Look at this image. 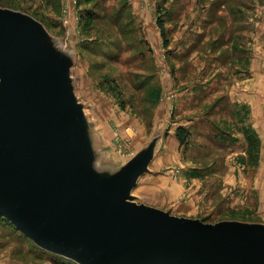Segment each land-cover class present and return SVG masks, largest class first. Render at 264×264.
<instances>
[{
	"label": "rangeland",
	"instance_id": "1",
	"mask_svg": "<svg viewBox=\"0 0 264 264\" xmlns=\"http://www.w3.org/2000/svg\"><path fill=\"white\" fill-rule=\"evenodd\" d=\"M0 17V81L16 52L24 81L51 97L46 108L71 112L70 136L95 178L143 169L132 201L264 247V0H0ZM20 209L80 244L110 227ZM0 215V264L80 263ZM103 236L97 246L116 247ZM148 248L135 264H175L176 254L191 264Z\"/></svg>",
	"mask_w": 264,
	"mask_h": 264
},
{
	"label": "water",
	"instance_id": "2",
	"mask_svg": "<svg viewBox=\"0 0 264 264\" xmlns=\"http://www.w3.org/2000/svg\"><path fill=\"white\" fill-rule=\"evenodd\" d=\"M2 20L0 36L6 33ZM21 36L12 39L20 43ZM10 56L6 55L0 81V214L36 244L78 258L79 264L145 262L149 246L174 248L186 254L191 264H264V247L256 248L252 240L242 239L225 224L199 225L132 201L131 188L143 169L127 167L112 177L95 178L70 136L74 121L68 118L69 109L46 108L51 97L35 92L20 72V67H28L16 52ZM10 133L21 137L18 144ZM20 207H48L110 227L97 234L93 243L80 244L49 224L36 222ZM102 236L116 247L97 246L104 242ZM135 239L144 241L142 246H136ZM173 257L175 264H185L182 255Z\"/></svg>",
	"mask_w": 264,
	"mask_h": 264
},
{
	"label": "trees",
	"instance_id": "3",
	"mask_svg": "<svg viewBox=\"0 0 264 264\" xmlns=\"http://www.w3.org/2000/svg\"><path fill=\"white\" fill-rule=\"evenodd\" d=\"M158 24H159V27H160V30H161L162 37L165 40L164 41L165 45L167 47L169 45V42L166 39V29H165L164 23H163V21L159 20ZM187 135H188L187 131L184 128H181V129L178 130L177 137L180 140L181 144H185V142L187 140Z\"/></svg>",
	"mask_w": 264,
	"mask_h": 264
},
{
	"label": "crops",
	"instance_id": "4",
	"mask_svg": "<svg viewBox=\"0 0 264 264\" xmlns=\"http://www.w3.org/2000/svg\"><path fill=\"white\" fill-rule=\"evenodd\" d=\"M142 179V178H141ZM140 178H139V180H138V183H140V180H141Z\"/></svg>",
	"mask_w": 264,
	"mask_h": 264
}]
</instances>
